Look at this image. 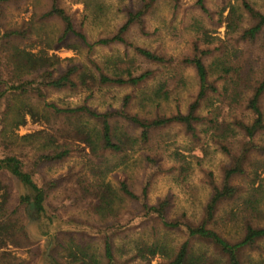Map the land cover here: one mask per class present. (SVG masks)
Listing matches in <instances>:
<instances>
[{"label":"trees","instance_id":"obj_1","mask_svg":"<svg viewBox=\"0 0 264 264\" xmlns=\"http://www.w3.org/2000/svg\"><path fill=\"white\" fill-rule=\"evenodd\" d=\"M172 1L176 3L178 0ZM155 2L142 0L140 9L129 14L116 34L92 42L76 30L72 17L60 7L58 0H52L50 10L43 17L59 19L63 31L57 41L43 42L46 46L39 52L21 45L30 38L28 30L3 32L0 25V48L6 50L14 70L13 78L8 82L9 89L3 86L0 97V148L6 151L0 157V248L7 241L23 235L34 242L47 238L56 248L63 247L70 259L66 264H151L158 256L164 257L167 264H221L196 247V244H201L213 248L224 259V264H244L245 252L260 249V244L264 243V227L256 228L248 222L241 237L235 241L219 231L220 227H227L235 219L234 212L218 220L222 204L238 197L240 186L234 181L247 174L246 166L251 155L264 152V146L256 142L264 135V72L262 79L254 81L255 72L251 66L248 69L249 62H242L241 58L234 61L231 55L237 56L235 48L229 51L224 49L225 46L218 47L216 39L209 34V28L201 22L195 24L197 32L192 37L190 54L178 60L162 52L130 44L127 37L134 28L141 34H148L145 17ZM3 3L4 0H0V19ZM197 6L204 14H209L205 0H198ZM98 7L103 8L102 5ZM244 10L252 23L247 29L242 28L245 13L236 6H231L219 27L225 24L229 29L228 35L234 37L237 34L239 43L251 45L264 34V14L247 3ZM73 37L77 39L74 46L70 45ZM60 44L69 45V49H85L88 54L100 47L121 46L126 53L108 58L104 67L89 60L93 67L91 70L73 58L61 60L48 56V49ZM128 50H132V56ZM222 51V54L217 53ZM64 61L70 64L61 67ZM189 68L196 74L198 92L185 112L177 110L167 115L163 106H167L185 88L183 72ZM218 81L224 82L222 89L217 85ZM110 87L140 90L144 114L131 112L135 97L132 94L123 98L119 108L111 107L102 112L87 103L74 108H60L45 102L48 91L92 92ZM36 104L42 105L49 114L66 117L87 145L89 169L87 175L82 173L78 178L76 191L81 192L94 213L100 216L99 224L64 221L50 205V194L59 189L61 183L45 180L41 171L47 164L68 159L71 150L65 144L50 137L49 143L45 144L46 151L36 159L24 160L19 154L22 144L34 138L33 135L20 137L16 132L27 124L28 117L41 115ZM204 109L209 110L207 116L202 115ZM207 120L211 124L213 140L217 138L233 164L225 169L220 185L212 183V196L199 223L191 222L185 214L169 219V198L155 205L149 201L150 189L157 176L173 174L179 169L177 180L184 182L189 177L190 163L179 151L170 155L176 162L172 168H166L161 154L146 155L142 192L139 194L126 182H120L115 188L108 181V176L120 165L114 164L107 154L121 156L125 162L131 152H137L150 143L154 132L174 125L181 126L197 142V127ZM235 139L239 141L238 146ZM11 181L16 183L18 190L16 205H13ZM127 201L133 204L134 210L123 214V203ZM246 203L255 210L254 202ZM152 223H160L168 231L179 232L186 237L185 241L178 247H172L161 240L149 243L140 239L134 241V253L130 258L123 259L116 254L119 236ZM97 239L103 245L102 257L89 243ZM50 258L43 255L40 264H62L58 257ZM135 260L139 262L134 263Z\"/></svg>","mask_w":264,"mask_h":264},{"label":"rangeland","instance_id":"obj_2","mask_svg":"<svg viewBox=\"0 0 264 264\" xmlns=\"http://www.w3.org/2000/svg\"><path fill=\"white\" fill-rule=\"evenodd\" d=\"M197 1L178 0L175 3L172 0H156L154 7L145 17L148 34H141L138 29L134 28L128 35L127 41L136 46L162 52L178 60L190 54L192 37L197 32L195 24L201 22L209 28V34L216 39L218 47L225 46L224 49L228 48L229 51L235 48L237 56L231 55L234 61L241 58L242 62H249L248 69L251 66L255 72L254 81L262 79L264 34L254 44L239 43V36L237 34L234 37L228 35L229 29L225 24L219 27V23L225 21L231 6H236L245 13L242 28L247 29L252 23L244 10V5L250 4L255 10L264 14V0H205L209 10L208 15L198 8ZM58 3L72 17L76 30L88 36L92 42L116 34L128 19L129 14L137 12L142 6V0H58ZM100 5L103 8H99ZM51 6L52 0H4L0 19L1 29L3 32L28 30L30 38L21 45L30 48L33 52H39L46 46L43 42L57 41L63 31V24L59 19L43 17ZM70 42V45L74 46L77 39L73 37ZM67 46L69 45L60 44L54 49H48V56H56L61 60L73 58L76 63L81 62L93 70L89 60H94L98 65L103 64L104 67L108 58L126 53L125 48L121 46L100 47L92 54H88L85 49H69ZM127 52L132 56V50ZM217 53L222 54L223 51ZM8 57L6 50L0 48V97L3 86L8 90L10 87L8 82H11L13 78L14 70ZM69 64V61H64L61 67H67ZM183 73L186 78L185 88L167 106L166 104L163 106V112L167 115L177 110L185 112L198 92L199 85L194 70L189 68ZM223 84V81L217 83L221 89ZM130 94L135 96L131 112L144 114L141 106L143 96L140 90L129 87L95 89L92 92L48 91L45 102L55 104L60 108H74L87 103L88 106L102 112L111 107L119 108L123 98ZM36 106L41 115L36 118L28 117L27 124L16 132L20 137L33 135L34 138L31 142L22 144L18 149L19 154L24 160L36 159L39 154L46 151L45 144L49 143L50 137L65 144L71 150L68 159L60 163L47 164L42 167L41 171L45 180H58L61 183L59 189L51 192L50 205L64 221L99 224L100 216L94 213L81 192L76 191L78 178L82 173L87 175L89 169L87 145L83 143L82 137L78 135L73 124L66 117L54 116L47 113L42 105L36 104ZM262 110L264 112V99ZM202 113L203 116H207L209 110L204 109ZM245 118L249 120L248 115ZM212 132L208 120L201 123L197 127L199 140L196 142L184 132L181 126L174 125L163 131L154 132L150 143L137 152H131L125 162L122 161L121 156L107 154L114 164L120 165L118 170L108 176V181L115 188L119 187L120 182H126L134 192L139 194L142 192L146 155L161 154L164 156L166 168H172L176 162L170 155L179 151L190 163L189 177L184 182L177 180L179 169L174 170L173 174L163 173L157 176L150 189L149 201L155 205L160 200L169 198L171 201L169 219L179 218L185 214L191 222L199 223L212 196V183L220 185L225 169L233 164L232 158L221 149L217 138L214 137L215 140H213ZM256 142L264 146V135H261ZM238 143V139H235L236 146ZM5 153L6 151L0 148V157ZM246 171L245 176L234 181L235 185L240 186L238 197L224 202L218 213V220L229 217L232 212L236 214L235 219L229 222L227 227L219 229L224 236L233 241L241 237L247 222L256 228L264 227V152L251 155ZM11 184L14 189L13 205H16L18 190L14 181H11ZM258 187L261 188L257 189ZM247 201L254 202L255 210L247 205ZM133 210L132 203L128 201L123 203V214L126 211L128 214L133 213ZM19 215L22 216L21 213ZM140 239L149 243L161 240L167 245L178 247L186 237L179 232L164 229L160 223H152L119 236L116 239L118 248L116 254L123 259L130 258L134 253V241ZM89 243L102 257L104 250L101 240H92ZM196 247L224 264V259L213 248L201 244H196ZM63 249V247L56 248L55 244L49 243L47 238L34 242L23 235H18L13 241H7L6 245L0 248V263L40 264L42 256L48 255L51 258L58 257L62 264H66L70 259ZM242 259L244 264H264V243L260 244V249L247 250ZM137 262L139 261H134V263ZM167 263L168 261L161 256L151 262V264Z\"/></svg>","mask_w":264,"mask_h":264}]
</instances>
